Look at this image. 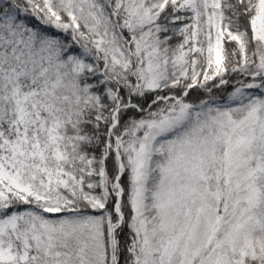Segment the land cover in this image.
<instances>
[{
    "label": "snow or ice",
    "instance_id": "obj_1",
    "mask_svg": "<svg viewBox=\"0 0 264 264\" xmlns=\"http://www.w3.org/2000/svg\"><path fill=\"white\" fill-rule=\"evenodd\" d=\"M0 264H264V0H0Z\"/></svg>",
    "mask_w": 264,
    "mask_h": 264
}]
</instances>
